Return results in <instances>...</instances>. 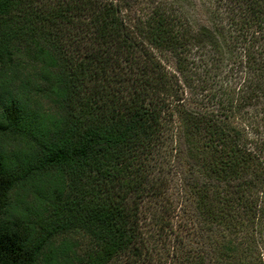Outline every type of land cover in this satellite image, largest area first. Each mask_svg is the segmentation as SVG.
Instances as JSON below:
<instances>
[{"label": "trees", "instance_id": "trees-1", "mask_svg": "<svg viewBox=\"0 0 264 264\" xmlns=\"http://www.w3.org/2000/svg\"><path fill=\"white\" fill-rule=\"evenodd\" d=\"M179 1L0 0V264H264V0Z\"/></svg>", "mask_w": 264, "mask_h": 264}, {"label": "rangeland", "instance_id": "rangeland-1", "mask_svg": "<svg viewBox=\"0 0 264 264\" xmlns=\"http://www.w3.org/2000/svg\"><path fill=\"white\" fill-rule=\"evenodd\" d=\"M179 2H181V1H179ZM200 3H201L200 0H182V2L180 4L182 5L183 9L188 12L189 16L192 19H199V20L202 19L203 20V16H201L202 11H200V9H201ZM199 11H200V13H199ZM6 144H8L9 147L12 146V148L13 147L16 148V143L13 141L6 140ZM173 191H174L172 193L173 197H174L173 203H174V205L177 204L178 207H177L176 211L173 212L172 211L173 206H172L169 212L174 213L176 215V213H178V210H179V212H182L181 211L182 205L185 206L184 202L182 203V199H180L181 196L178 195L179 190H178V185H177L176 180H174V182H173ZM173 210H174V208H173ZM182 215L179 214L178 216H174V218L172 215H170L168 218H170V219L173 218V220L179 222L181 219L185 218V216L182 217ZM171 237H173V236L171 235ZM157 244L159 246L158 247L159 250L154 252V258L158 259V257H161V262H156V263L157 264H170V262H171L170 252L173 251V247H174L173 241H170V243H168V244H164V242L162 243V240H160L157 242Z\"/></svg>", "mask_w": 264, "mask_h": 264}]
</instances>
